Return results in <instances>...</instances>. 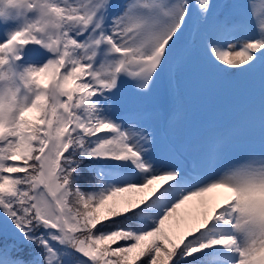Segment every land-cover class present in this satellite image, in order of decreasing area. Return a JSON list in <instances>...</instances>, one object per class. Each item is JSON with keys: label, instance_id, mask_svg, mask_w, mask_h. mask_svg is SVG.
I'll return each instance as SVG.
<instances>
[{"label": "rangeland", "instance_id": "374dc122", "mask_svg": "<svg viewBox=\"0 0 264 264\" xmlns=\"http://www.w3.org/2000/svg\"><path fill=\"white\" fill-rule=\"evenodd\" d=\"M6 1L3 145L15 136L16 152L28 149V131L5 134L2 126L39 95L22 78L48 77L46 47L65 42L101 88L102 115L87 116L78 128L99 126L97 170L108 190L147 201L175 241L205 227L222 264H264V58L253 55L264 51V0H24L26 20L8 17ZM156 96L164 110L152 104ZM212 186L220 187L218 198L209 197ZM198 192L188 214L186 195ZM0 224L25 233L6 216ZM0 264L20 263L0 253ZM62 264L93 263L79 257Z\"/></svg>", "mask_w": 264, "mask_h": 264}, {"label": "trees", "instance_id": "16d2710c", "mask_svg": "<svg viewBox=\"0 0 264 264\" xmlns=\"http://www.w3.org/2000/svg\"><path fill=\"white\" fill-rule=\"evenodd\" d=\"M6 3L7 13H26L24 0ZM59 49L48 78L23 80L28 87L41 84L39 96L2 127L27 130L31 141L20 153L14 137L0 145V215L25 231L19 237L0 228V251L23 264L79 256L94 264H218L215 238L204 227L175 242L146 202L119 199L103 184L94 171L97 127L77 128L89 112L99 115L97 88L73 48Z\"/></svg>", "mask_w": 264, "mask_h": 264}, {"label": "bare ground", "instance_id": "6f19581e", "mask_svg": "<svg viewBox=\"0 0 264 264\" xmlns=\"http://www.w3.org/2000/svg\"><path fill=\"white\" fill-rule=\"evenodd\" d=\"M207 191H208L209 197H211L212 199L218 198L222 194V192L220 191V187H218V186H212V187L208 188ZM202 193L201 192L193 193V194L188 193L186 195V198H187V201L189 204L188 208L186 209L188 214H190L192 209L197 206L198 201H199Z\"/></svg>", "mask_w": 264, "mask_h": 264}, {"label": "water", "instance_id": "95a60500", "mask_svg": "<svg viewBox=\"0 0 264 264\" xmlns=\"http://www.w3.org/2000/svg\"><path fill=\"white\" fill-rule=\"evenodd\" d=\"M50 50L52 51L53 54L56 52L54 47H51Z\"/></svg>", "mask_w": 264, "mask_h": 264}]
</instances>
